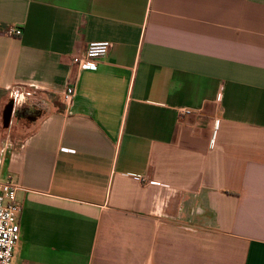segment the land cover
Listing matches in <instances>:
<instances>
[{"label":"crops","instance_id":"obj_1","mask_svg":"<svg viewBox=\"0 0 264 264\" xmlns=\"http://www.w3.org/2000/svg\"><path fill=\"white\" fill-rule=\"evenodd\" d=\"M4 181L14 264H264V0H0Z\"/></svg>","mask_w":264,"mask_h":264},{"label":"built area","instance_id":"obj_2","mask_svg":"<svg viewBox=\"0 0 264 264\" xmlns=\"http://www.w3.org/2000/svg\"><path fill=\"white\" fill-rule=\"evenodd\" d=\"M9 36H20L21 31L16 28H8ZM109 42H91L87 45L82 56L72 59L73 68L76 71L95 69L99 60L104 58L110 49ZM76 79L62 92L61 99L64 107L69 110L74 103ZM189 109L178 110L179 116L190 115ZM17 186L11 181L0 182V264H14V254L19 242L18 215L20 207L16 202Z\"/></svg>","mask_w":264,"mask_h":264},{"label":"water","instance_id":"obj_3","mask_svg":"<svg viewBox=\"0 0 264 264\" xmlns=\"http://www.w3.org/2000/svg\"><path fill=\"white\" fill-rule=\"evenodd\" d=\"M12 113V108L9 106L8 110L3 115V121L9 122ZM7 126V125H6Z\"/></svg>","mask_w":264,"mask_h":264},{"label":"flooded vegetation","instance_id":"obj_4","mask_svg":"<svg viewBox=\"0 0 264 264\" xmlns=\"http://www.w3.org/2000/svg\"><path fill=\"white\" fill-rule=\"evenodd\" d=\"M11 104V103H10ZM8 106H10V105H8Z\"/></svg>","mask_w":264,"mask_h":264}]
</instances>
